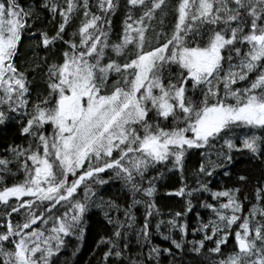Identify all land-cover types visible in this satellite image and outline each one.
I'll use <instances>...</instances> for the list:
<instances>
[{"label":"snow or ice","instance_id":"snow-or-ice-1","mask_svg":"<svg viewBox=\"0 0 264 264\" xmlns=\"http://www.w3.org/2000/svg\"><path fill=\"white\" fill-rule=\"evenodd\" d=\"M0 134V264H264V0H0Z\"/></svg>","mask_w":264,"mask_h":264},{"label":"trees","instance_id":"trees-1","mask_svg":"<svg viewBox=\"0 0 264 264\" xmlns=\"http://www.w3.org/2000/svg\"><path fill=\"white\" fill-rule=\"evenodd\" d=\"M12 134H14V130H11L9 133H7L9 137H11ZM0 135H3V134H0ZM196 163H197L196 160H192L189 164V167H192ZM238 167L242 169V168L248 167V165L242 160ZM216 180L221 185L224 183H228L229 186H231V182L228 181L226 177L225 178L217 177ZM253 186L254 185H249V187L246 190V194H248L249 196L251 195ZM157 187H158L157 200L159 201L161 205L164 206L162 207V212L164 214V218L168 219L170 218L169 217L170 212L180 211L183 207V201L181 198L179 197L169 198L165 196L166 192L174 191L180 187L179 177L174 176L171 173H167L165 178L158 182ZM118 191H119V186L114 185L109 189V194L117 195ZM199 211L201 214H205L203 209H199ZM142 214H143V208H140L139 211L137 212V215L138 217H142ZM98 221H99V217H93L92 232L90 235L86 236L85 238L84 246L81 248V252L78 256V264H96V257L93 256V249H94L93 241L96 237V232L101 227ZM188 221H189L190 227H189V235L187 236V239L188 240L197 239L198 237L192 235V229L196 227L195 215L189 214ZM175 235L178 238V234H175ZM154 242L160 245L161 247L169 246V242L162 240L160 236H155ZM231 244H232V239L230 238L228 247H231Z\"/></svg>","mask_w":264,"mask_h":264}]
</instances>
